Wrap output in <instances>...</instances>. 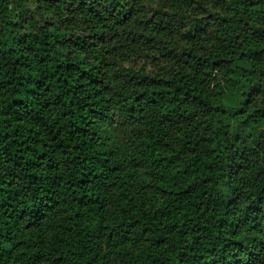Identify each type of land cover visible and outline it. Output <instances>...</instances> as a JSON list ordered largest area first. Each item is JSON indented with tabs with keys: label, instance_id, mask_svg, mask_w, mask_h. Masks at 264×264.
Wrapping results in <instances>:
<instances>
[{
	"label": "clouds",
	"instance_id": "clouds-1",
	"mask_svg": "<svg viewBox=\"0 0 264 264\" xmlns=\"http://www.w3.org/2000/svg\"><path fill=\"white\" fill-rule=\"evenodd\" d=\"M131 6L129 0L125 7ZM4 7L5 19L16 23L12 37L31 35L24 44L0 38V147L24 139L33 146L26 160L37 148L48 159L39 168L21 163L13 174L0 175V232H8L0 243V264H99L101 254L107 264H176L178 258L192 264V257L178 256L181 242L175 229L169 232L168 219L160 217L169 201L157 187L163 168L158 155L180 168L190 158L212 162L211 198L221 205L235 198L236 207L229 206L234 215L264 196V58L241 67L237 55L264 49V40H246L240 33L244 21L264 29V0L247 5L135 0L137 11L113 29L109 43L90 54L81 44L92 47L97 41L92 33L101 32V25L86 30L83 24H61L68 16L64 6L58 10L47 0H0ZM157 9L183 19L184 39L165 37L141 23ZM220 18H232L230 26L208 27L221 24ZM197 25L205 31L188 35ZM60 37L70 46H61ZM135 37H154L152 42L161 41L158 47L174 59L161 60L156 53L155 65L137 61ZM29 44L39 47L22 52ZM45 54V62L38 63ZM18 57L21 65L15 63ZM68 63L74 69L65 70ZM42 77L48 90L30 93L33 78ZM13 99L23 104L12 105ZM15 115L21 120L13 123ZM81 121L87 128L83 141L70 135ZM206 149L211 151L207 157ZM237 150L248 156L236 158L247 167L230 173ZM79 196H84L83 210L91 207L95 213L89 214L88 236L83 223L79 236L63 227ZM109 232L118 237L115 242ZM154 236L169 238L157 242ZM8 248L12 251L4 256Z\"/></svg>",
	"mask_w": 264,
	"mask_h": 264
},
{
	"label": "trees",
	"instance_id": "trees-1",
	"mask_svg": "<svg viewBox=\"0 0 264 264\" xmlns=\"http://www.w3.org/2000/svg\"><path fill=\"white\" fill-rule=\"evenodd\" d=\"M47 2L50 6L56 5L58 10L61 5L64 6V11L68 13V16L65 19H61V24H83L86 30L94 28L97 24L101 25V32L92 33V35L97 37V41L92 47H89L88 44H81V47L85 48L89 54L100 44L109 43L116 34L113 29L127 22L131 15L137 11L135 0H132L131 7H125L129 0H124V4H121L120 0H47ZM240 2L247 5L250 0H240ZM7 15V8H0V22L3 23V26H0V38H11L17 44H24V41L31 34L24 33L19 37H12V30L16 27V23L12 20H6L5 17ZM81 16L83 19H80ZM220 19L222 21L221 24L208 25V27L219 29L223 24H229L230 26L232 18ZM141 23L146 28L150 25L158 33L163 32L165 37L179 36L181 39L185 38V34L180 30L184 25L183 19L177 20L167 13L160 12L159 9L153 11L152 16L141 21ZM236 23L239 24L240 22L237 21ZM204 31V28L197 25L190 30L188 35H191L192 32L202 33ZM240 33L244 35L246 40L251 39L256 42L264 40V29L252 28L248 21L243 22L240 27ZM154 40V37L143 40L139 37L134 38L132 43L137 46L135 50L140 51L137 61L143 60L145 65H155L156 53L160 54L161 60H173V56L165 55L164 50L158 47L161 41L153 43L152 41ZM57 42L61 43V46H70L63 43V37L57 38ZM33 47H39V45L29 44L22 48L21 51H31ZM9 51H13V49L9 48ZM261 51L264 53V49ZM262 53H257L253 49L240 51L237 54L238 64L243 67L252 60L264 58ZM178 56L179 54H177ZM46 59V54L40 55L38 63H43ZM15 63L21 65L19 57ZM213 63L216 62L214 61ZM57 67L59 68V65ZM74 67L73 64L68 63L65 70L74 69ZM33 79L35 80V88L29 89L30 93H36L41 88L47 91L48 87H50L47 84V77ZM21 104H23V101L20 99L12 100V105ZM12 105H9L10 111L12 110ZM25 115L27 114L25 113ZM8 116L9 113H5L6 119ZM19 120H21V116L15 115L13 123ZM28 131L31 132L32 129L29 128ZM86 131L87 128L81 121L75 123L70 135L83 141ZM8 135V132H3L4 137ZM16 135L22 136L23 131L17 129ZM261 135H264V133H261ZM208 139L211 140V138ZM13 143L14 146L0 147V175L13 174L21 163L26 167L36 168H39L41 163H47L48 154L44 150L37 148L33 154L34 158L26 160L25 156L32 152V144L27 143L24 139H18L16 142L13 141ZM209 155H211V151L204 150V156L207 157ZM239 157L244 160L248 159L244 152L237 150V152L233 153L232 157H230V159H233V163L228 165L230 173L234 169L238 170L247 167L246 164L237 162L236 158ZM158 159L163 168L161 169V179L157 187H159L160 193L169 201L165 205L166 211L160 212V217L162 220L168 219L171 225V228L168 229L169 232L175 229V239L181 242L177 245L179 257L184 255L192 257V264H264V196H257L254 203H248L247 208L241 215H234L231 213L229 206L236 207L235 198L230 199L227 204L223 205L211 198L213 193L209 190V186L213 179L210 175L214 170L212 162L201 163L198 159L190 158L189 163L180 168L173 165L164 155H158ZM9 162L10 166L5 167V165H9ZM160 164L157 166L159 167ZM48 167H51V165H48ZM166 169H171V171H165ZM80 182L81 184L85 183L83 173L81 174ZM89 199H92V197H89ZM83 201L84 196L73 199L72 204L74 207L69 209L67 222L63 225V227L71 231H76L78 236L79 232L83 231V229L78 227L81 223L84 224V228L88 229V231L84 232V235L88 236L91 234V228L88 224L89 214L92 217L95 216L91 207L86 212L83 210ZM5 212L10 219L11 213L7 212V209H5ZM165 228H168L167 224ZM106 235L113 242L118 239V237H113L110 232L106 233ZM168 238L167 236L153 237L157 242ZM7 239L8 232H0V243L7 241ZM17 243L23 244L24 241L19 240ZM181 247L187 249V252L181 253L179 251ZM11 251L12 249L10 248L4 249L3 255L8 256ZM99 264H107L103 254L100 255ZM162 264H166V262H162ZM176 264H184L183 259L178 258Z\"/></svg>",
	"mask_w": 264,
	"mask_h": 264
},
{
	"label": "snow or ice",
	"instance_id": "snow-or-ice-1",
	"mask_svg": "<svg viewBox=\"0 0 264 264\" xmlns=\"http://www.w3.org/2000/svg\"><path fill=\"white\" fill-rule=\"evenodd\" d=\"M262 133H264V130H262Z\"/></svg>",
	"mask_w": 264,
	"mask_h": 264
}]
</instances>
